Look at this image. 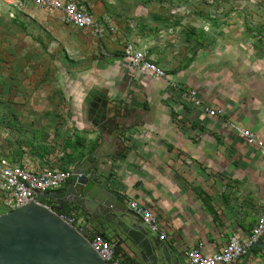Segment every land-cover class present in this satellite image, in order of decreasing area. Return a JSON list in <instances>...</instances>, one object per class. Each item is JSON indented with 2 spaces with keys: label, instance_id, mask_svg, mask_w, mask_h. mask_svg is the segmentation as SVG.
I'll return each instance as SVG.
<instances>
[{
  "label": "crops",
  "instance_id": "1",
  "mask_svg": "<svg viewBox=\"0 0 264 264\" xmlns=\"http://www.w3.org/2000/svg\"><path fill=\"white\" fill-rule=\"evenodd\" d=\"M223 33L227 40L248 37L238 30ZM143 40L152 61L169 71L166 77L146 78L130 68L125 55L111 57L109 48L107 64L97 68L95 96L74 101L79 112L70 118L69 140L78 142V164L102 148L107 189L127 207L134 202L150 210L165 236L154 239L171 262L186 264L188 249L202 243L204 253H217L231 237L246 240L264 216V152L238 133L247 129L264 141V48L228 41L194 59L183 43L176 51L160 43L159 51L149 34ZM187 90L221 114L208 117L187 100ZM42 201L57 205L51 198ZM70 211L84 220L78 208L64 203L62 212ZM121 215L128 220L130 214L124 209ZM90 229L110 241L123 238L116 221ZM130 242L123 238L120 248L134 263L146 264L142 241ZM259 243L264 245V237ZM246 264H264V250L253 248Z\"/></svg>",
  "mask_w": 264,
  "mask_h": 264
},
{
  "label": "rangeland",
  "instance_id": "2",
  "mask_svg": "<svg viewBox=\"0 0 264 264\" xmlns=\"http://www.w3.org/2000/svg\"><path fill=\"white\" fill-rule=\"evenodd\" d=\"M70 1L100 26L104 48L114 52L127 43L144 50L146 33L153 48L161 43L176 51L183 43L194 59L228 41L264 48V0ZM11 2L0 0V159L27 169H61L78 145L69 140L70 118L79 112L74 101L95 96L97 68L109 57L92 29L78 30L61 23L57 12L32 5L18 10ZM229 30L248 37L227 40L222 35ZM8 211L0 199V215Z\"/></svg>",
  "mask_w": 264,
  "mask_h": 264
},
{
  "label": "water",
  "instance_id": "3",
  "mask_svg": "<svg viewBox=\"0 0 264 264\" xmlns=\"http://www.w3.org/2000/svg\"><path fill=\"white\" fill-rule=\"evenodd\" d=\"M104 156L98 147L73 169L70 181L60 193L38 195V203H25L0 215V264H107L84 238L60 219L58 214L64 203L78 208L89 226L103 220L116 221L130 241H142L147 264H181L178 260H169L141 217L107 189ZM45 198L55 200L57 205L44 206L42 199ZM124 209L130 214L128 220L121 215ZM122 242L119 235L112 239L114 248ZM253 248L264 250V245L254 244L241 264L247 263Z\"/></svg>",
  "mask_w": 264,
  "mask_h": 264
},
{
  "label": "built area",
  "instance_id": "4",
  "mask_svg": "<svg viewBox=\"0 0 264 264\" xmlns=\"http://www.w3.org/2000/svg\"><path fill=\"white\" fill-rule=\"evenodd\" d=\"M11 3L18 10L27 5H32L50 13L57 12L61 23L78 30L92 29V33L98 37L100 44L102 43L106 47L102 40L104 37L102 29L89 14L80 9L77 3L70 0H12ZM107 52H109L108 49ZM123 52L129 60L130 68L146 78L158 80L166 77L164 70L153 63L145 50H138L131 43H127ZM184 96L193 106L201 109L208 117H215L221 114L219 110L209 108L203 104L197 97L195 90H187ZM228 126L230 127L229 124L224 125V127ZM238 133L246 145L258 148L264 152V141L259 140L251 131L239 129ZM72 171V169H27L15 162L1 158V202L9 211L25 203H38L36 199L38 195L60 189L71 178ZM42 204L48 206L44 202ZM128 207L141 217L142 223L147 226L152 234L155 236L159 235L158 240H164L165 236L159 234L160 231L156 219L150 210L144 209L134 202L129 203ZM58 215L61 220L89 243L90 247L105 263L128 264L124 252L117 251V248L113 247L112 241L106 239L102 234L92 231L90 226L76 212L70 211L67 214L59 213ZM263 237L264 216H261L251 229L250 235L246 240L242 241L237 237H231L222 250L211 255L204 253L202 251L203 244L198 243L197 246L185 252L186 264H235Z\"/></svg>",
  "mask_w": 264,
  "mask_h": 264
},
{
  "label": "trees",
  "instance_id": "5",
  "mask_svg": "<svg viewBox=\"0 0 264 264\" xmlns=\"http://www.w3.org/2000/svg\"><path fill=\"white\" fill-rule=\"evenodd\" d=\"M101 46H103V48L105 47L102 43H101ZM104 52H107V48H104ZM124 56V52L123 51H117V52H114L111 57H122ZM73 152L70 154L71 156L69 157V159H66L67 160V167H64V168H61V169H58V170H66V169H71V165L75 164V165H78V162L81 160V158H77V154H75L74 152V149L72 150ZM22 166V165H21ZM63 213V212H61ZM256 250V249H254ZM117 251H123L122 248L118 247L117 248ZM259 251V250H257ZM125 256H126V260L128 262V264H137V263H134V261H131L130 259H128L127 257V254L124 252Z\"/></svg>",
  "mask_w": 264,
  "mask_h": 264
},
{
  "label": "flooded vegetation",
  "instance_id": "6",
  "mask_svg": "<svg viewBox=\"0 0 264 264\" xmlns=\"http://www.w3.org/2000/svg\"><path fill=\"white\" fill-rule=\"evenodd\" d=\"M66 183H67V182H66ZM66 183H65V184H66ZM65 184H64V185H65ZM62 210H63V209H62Z\"/></svg>",
  "mask_w": 264,
  "mask_h": 264
}]
</instances>
